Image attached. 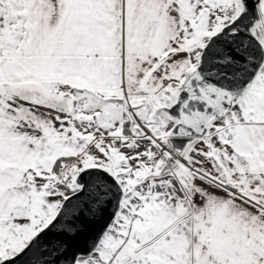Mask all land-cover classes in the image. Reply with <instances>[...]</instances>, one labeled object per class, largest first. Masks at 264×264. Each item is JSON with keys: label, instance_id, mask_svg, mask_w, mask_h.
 Masks as SVG:
<instances>
[{"label": "snow or ice", "instance_id": "snow-or-ice-1", "mask_svg": "<svg viewBox=\"0 0 264 264\" xmlns=\"http://www.w3.org/2000/svg\"><path fill=\"white\" fill-rule=\"evenodd\" d=\"M0 264H264V0H0Z\"/></svg>", "mask_w": 264, "mask_h": 264}]
</instances>
